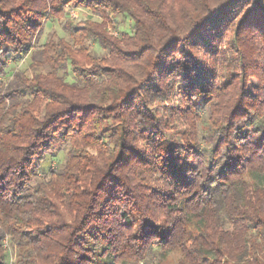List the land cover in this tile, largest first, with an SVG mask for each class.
Listing matches in <instances>:
<instances>
[{
	"label": "trees",
	"instance_id": "trees-1",
	"mask_svg": "<svg viewBox=\"0 0 264 264\" xmlns=\"http://www.w3.org/2000/svg\"><path fill=\"white\" fill-rule=\"evenodd\" d=\"M237 4L252 64L264 0H0V264H264V77L220 85L187 56ZM68 6L91 19L35 48Z\"/></svg>",
	"mask_w": 264,
	"mask_h": 264
},
{
	"label": "rangeland",
	"instance_id": "rangeland-1",
	"mask_svg": "<svg viewBox=\"0 0 264 264\" xmlns=\"http://www.w3.org/2000/svg\"><path fill=\"white\" fill-rule=\"evenodd\" d=\"M252 5L247 4H237L236 7H233L225 13L221 20L214 23L211 27L208 28L210 31V37L208 41L202 43L201 51L193 53L190 51L187 56L193 57L199 62V69L202 68L205 70V74L213 72L218 75V84L223 85L227 83L233 82L237 86H242L243 82L245 83V88L252 91V88L258 87L260 82V76L264 77V43L258 42L256 46V51L252 53H247L250 62L252 64L243 63L240 60V53L237 47V38L236 34L239 29V22L243 21V15L249 12V8ZM68 14L60 19L47 20L43 24V27L40 33L37 36L35 42V48H40L43 43L49 38L51 34H55L57 36H62L66 39H69L67 32L64 30L63 25L67 20H72L73 23H79L82 19L90 17L88 11L82 8H74L72 6H68ZM91 19V17H90ZM92 19L97 20L96 16L92 17ZM117 21V29H112L108 27L107 30L116 35L117 33L123 32L127 34H131L132 32V22L126 16H116ZM211 28H216L215 30H211ZM203 36H207V32H203ZM202 38V36H200ZM91 45V49L96 53L101 54L102 49L94 44L91 41H88ZM204 44V45H203ZM193 54V55H192ZM180 57L177 53L176 57ZM196 56V58H195ZM29 55L20 60L17 64L10 63L8 66V70H22L27 74L31 73L29 69ZM186 62H189L191 65L194 63V60H190V58H186ZM243 66H247V72H251V70H255V76L245 77L243 73ZM253 66V67H251ZM197 72V71H196ZM221 76V78H220ZM223 77V78H222ZM67 79L72 80L71 74L67 75ZM185 100L183 97H177L173 99L170 104H165V107H158L162 117L165 114L169 113L171 109H177L180 106H184ZM178 129H181L179 124L175 123ZM177 141V140H176ZM180 146L179 152L183 150ZM65 151H61L55 155H48L45 161L39 165L38 173H44L48 170L50 166L61 162L64 157ZM10 255L8 257L7 263L10 264L13 259V253L10 251ZM178 258V253L170 254L166 259L162 261V264H173L175 260Z\"/></svg>",
	"mask_w": 264,
	"mask_h": 264
}]
</instances>
